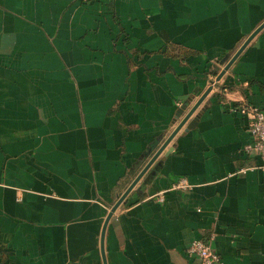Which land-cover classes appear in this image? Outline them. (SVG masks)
I'll use <instances>...</instances> for the list:
<instances>
[{"label": "crops", "instance_id": "0c3cea01", "mask_svg": "<svg viewBox=\"0 0 264 264\" xmlns=\"http://www.w3.org/2000/svg\"><path fill=\"white\" fill-rule=\"evenodd\" d=\"M242 103L264 0H0V264H264Z\"/></svg>", "mask_w": 264, "mask_h": 264}, {"label": "built area", "instance_id": "2783aa9c", "mask_svg": "<svg viewBox=\"0 0 264 264\" xmlns=\"http://www.w3.org/2000/svg\"><path fill=\"white\" fill-rule=\"evenodd\" d=\"M88 1V0H81ZM234 110L239 111L247 118V130L250 136V142L244 145V150L248 153L257 154L261 160L258 169L264 172V110L246 103L239 104ZM249 168H242L239 171L244 173ZM190 184L183 178L174 182L171 190H187ZM159 201H163V192L155 195ZM188 256L196 257L204 264H221L220 256L201 239L192 240L185 248Z\"/></svg>", "mask_w": 264, "mask_h": 264}]
</instances>
